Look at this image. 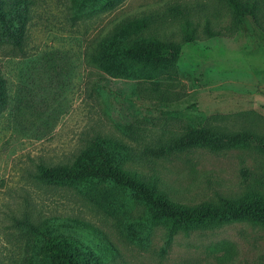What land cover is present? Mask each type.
<instances>
[{"label": "rangeland", "instance_id": "obj_1", "mask_svg": "<svg viewBox=\"0 0 264 264\" xmlns=\"http://www.w3.org/2000/svg\"><path fill=\"white\" fill-rule=\"evenodd\" d=\"M29 1L22 46L0 40L8 93L0 111V264H35V239L19 222L51 217L78 218L102 231L112 245L105 264H264V226L211 223L178 230L170 240L166 224L149 223L133 239L128 224L149 216L128 192L113 191L117 205L109 212L87 195L110 199L107 185L36 178L39 165H69L101 137L126 144V169L177 204L264 200V151L255 143L222 152L163 150L193 127L264 136V33L253 19L242 18L231 34L222 0H115L83 13L76 0ZM257 1L264 19V0ZM139 18L151 21L142 36L182 46L177 65L153 79L138 66L124 76L107 74L96 60L101 44ZM188 21L197 30L193 44L184 41ZM206 23L222 35L207 36Z\"/></svg>", "mask_w": 264, "mask_h": 264}, {"label": "trees", "instance_id": "obj_2", "mask_svg": "<svg viewBox=\"0 0 264 264\" xmlns=\"http://www.w3.org/2000/svg\"><path fill=\"white\" fill-rule=\"evenodd\" d=\"M228 7L232 22L228 32L234 34L241 19L250 17L264 33L263 7L257 0H222ZM77 13L90 9L111 8L115 0H76ZM29 0H0V40L21 47L26 36ZM149 18H139L121 25L105 40L97 53L96 60L109 75L124 76L133 67H140L153 79L161 71L174 68L182 54V46L175 42H163L156 37H144L149 30ZM184 41L193 44L197 30L191 22L184 27ZM204 32L209 37L222 35L206 23ZM7 82L0 72V111L8 104ZM255 143L264 151V136L251 132L227 134L211 128H190L183 136L174 139L165 152H183L192 149H208L222 152L243 144ZM131 149L124 143L109 139L95 138L82 149L69 165H39L36 178L49 185L88 187L107 185L111 198L106 199L95 193L87 195L100 207L109 212L116 209L114 190L128 192L131 199L145 207L148 218L128 224L127 230L133 239L137 230L147 224H166L168 239L178 230L187 231L193 227L208 226L211 223L248 221L264 226V200L248 198L239 201L222 198L218 205L188 207L173 202L166 193L154 184L148 183L126 169L131 160ZM114 209V210H113ZM35 239V264H105L112 246L102 231L78 218L51 217L34 224L29 220L20 221ZM94 240L101 242L95 246ZM102 247V248H101ZM101 249V250H100Z\"/></svg>", "mask_w": 264, "mask_h": 264}]
</instances>
